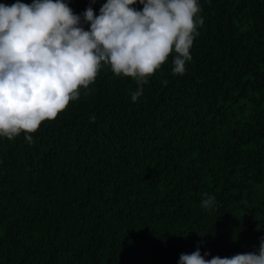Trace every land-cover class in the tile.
<instances>
[{"label":"trees","instance_id":"16d2710c","mask_svg":"<svg viewBox=\"0 0 264 264\" xmlns=\"http://www.w3.org/2000/svg\"><path fill=\"white\" fill-rule=\"evenodd\" d=\"M66 2L83 18L107 0ZM199 3L183 76L170 57L133 102L136 83L104 66L91 94L31 143L0 137V264H179L197 249L205 259L258 250L264 0Z\"/></svg>","mask_w":264,"mask_h":264},{"label":"clouds","instance_id":"9594fccd","mask_svg":"<svg viewBox=\"0 0 264 264\" xmlns=\"http://www.w3.org/2000/svg\"><path fill=\"white\" fill-rule=\"evenodd\" d=\"M201 11L199 0H107L98 16L89 7L82 18L66 0L0 3V137L23 134L31 143L45 121L56 120L82 92L91 94L104 66L136 83L133 102L170 57L172 74L183 76L204 23ZM215 204L205 193L201 207L211 211ZM179 264H264V240L257 251L230 258L205 259L197 249L181 254Z\"/></svg>","mask_w":264,"mask_h":264}]
</instances>
